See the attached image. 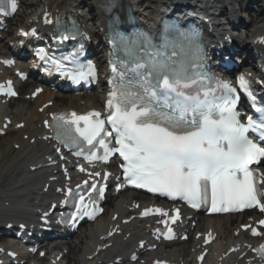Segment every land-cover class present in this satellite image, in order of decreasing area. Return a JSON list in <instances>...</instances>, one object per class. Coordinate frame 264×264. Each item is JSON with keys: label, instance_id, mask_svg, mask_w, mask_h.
<instances>
[{"label": "snow or ice", "instance_id": "snow-or-ice-1", "mask_svg": "<svg viewBox=\"0 0 264 264\" xmlns=\"http://www.w3.org/2000/svg\"><path fill=\"white\" fill-rule=\"evenodd\" d=\"M6 7L14 13L16 0H8L7 4L0 0V14H7ZM114 44L123 52V58L119 64H113L115 83L109 93L106 119L97 111L54 115L52 138L89 163L107 162L113 153H119L128 184L172 199L181 198L193 208L210 202L212 212L253 207L264 212V188L258 187L264 180L258 181L251 167L264 162V106L256 108L257 117L249 116L246 122L242 121L237 111L236 90L224 81L217 80L215 87L204 83L210 78L197 70L203 54L194 43L178 53L175 46L169 51L166 40L155 44L147 34L138 33L133 38L120 35L114 38ZM37 55L42 60L52 59L44 49ZM5 63L10 65L13 61ZM65 75L79 82L94 76L95 69L89 64L86 70L82 67ZM238 85L255 108L256 97L245 75L239 76ZM0 91H4L3 85ZM7 94L15 95L11 82ZM106 123L111 125V131L105 127ZM113 134L118 147L109 146L108 137ZM99 149L103 150L102 155L98 154ZM79 170L86 171L83 167ZM108 175L105 173L103 178L106 180ZM84 184L88 185V181ZM89 190L99 198L105 193V187L97 188L96 183ZM76 195L73 221L94 219L102 211L84 203V195ZM72 196L69 188L63 203ZM153 212L169 215L159 208L145 209L141 215ZM179 218L177 209L172 223ZM259 224L264 225V220ZM251 232L254 236L262 234L255 228ZM172 238V229L168 227L165 239ZM208 242L206 239L205 243ZM256 251L264 257V245Z\"/></svg>", "mask_w": 264, "mask_h": 264}, {"label": "bare ground", "instance_id": "bare-ground-1", "mask_svg": "<svg viewBox=\"0 0 264 264\" xmlns=\"http://www.w3.org/2000/svg\"><path fill=\"white\" fill-rule=\"evenodd\" d=\"M124 1H131V5L135 6L137 11H140L141 13H145L146 15H150L152 13L151 9H147V4H150V0H112L111 2H114L117 6H123ZM159 2L160 0H156ZM208 1V0H206ZM203 0V2H206ZM235 0H229L227 3L230 6L231 3L233 4ZM46 2L49 4L50 9L54 10H64L69 11L70 13L76 14L77 18L79 15L77 14V10L80 9V11H83V8L88 6V4L80 3V6L78 5L75 9L74 3L77 2V0H46ZM92 2V0H91ZM90 2V3H91ZM93 2L97 3L98 5L95 7L90 6L88 11L94 12V16H97L98 18H103V4H107L108 0H94ZM156 2V3H157ZM202 2V3H203ZM216 5H218L221 0H216ZM31 3L34 6L33 12H36L38 8H41L42 6L37 4V0H31ZM223 8H226V4L220 3ZM22 8V6H21ZM139 8V9H138ZM233 9V8H232ZM223 11V10H222ZM235 12V9H233ZM264 11V10H263ZM29 13H25V11L20 10L18 11L17 15L14 17L16 20L21 21L18 25L21 23H27L29 20L28 18ZM25 16V17H24ZM21 17L23 18L22 20ZM256 18V17H255ZM251 29L249 30L248 34H251L252 36L257 37L261 34H264V15L260 18V20L254 22L253 25H250ZM91 32L96 37H99V32L91 26ZM14 33V32H13ZM12 33V34H13ZM32 85H35L36 81L29 82ZM29 85V84H27ZM27 94H30L28 92ZM99 95L95 93H91L88 95V97H79V96H63L60 93H52L46 90L44 93H42L39 97H37L33 102L31 101H24L21 104L16 105L15 107V114L8 113L10 116L12 115V118H14V122H20L24 121L25 125L21 130L15 131L12 135H5L3 137L4 142L0 146V154H4V161L0 164V175L4 174V177L8 174V177L10 175L12 179V184L9 185V187L5 188L0 196V199L5 202L7 201V197H13L12 203L9 204L8 207H2L0 206V218H6L7 221H10L13 219V216H17V218H25L26 215H28L29 211L24 207V203L21 200H36L39 198L38 206L42 205V200L44 196H39L38 192L43 187V184L39 186L41 181L42 174L40 171H34V173H25L23 172L22 175H18V170H23L22 167L25 165V168L28 169L29 166L37 164L39 156H42L44 151L48 149V147L38 141H35L34 144L29 143V139L32 137H35L40 134V128H38L36 125L41 120L43 115L38 114L36 112V108L39 107L41 104H43L45 101L52 100V106L50 108H46L44 113H47L48 111H59L62 109H77L79 111H84L88 109L92 104L97 102V97ZM92 101L90 103L89 101ZM81 102L82 105H81ZM28 104H31L28 106ZM6 112V111H5ZM7 113V112H6ZM3 116L0 117V123H2ZM23 135L28 136V140L23 139ZM6 138V140H5ZM3 141V140H2ZM14 143L19 145L18 150L14 153L11 149V145ZM264 170V165H263ZM3 177V178H4ZM2 179V178H1ZM10 182V181H9ZM46 182V178L44 177L43 183ZM1 183V182H0ZM42 183V182H41ZM22 191L19 195L18 193ZM32 193L33 197L30 196V193ZM127 199L130 203L131 200L135 199L141 203V200L139 199L138 195H135L133 193H124L120 195V198H114L113 202L109 204V207H107L106 211L100 218H98L93 224L87 225V230L83 232V234L80 236V241H77V237L75 240H69L65 242H61L59 245H56L54 248V254L53 258L57 255L58 252L62 251L63 249H66L68 251V254L63 256V260L67 262V259H75L80 261V264L84 263V257L87 255H90L93 250L94 246L91 245V243L96 242L97 238L101 235L100 232L102 228H106L107 224L111 223L110 218L113 215V213L121 212V203L123 200ZM16 214V215H15ZM239 216H213L209 218H201L199 219L197 223V230L205 231L207 228H212L213 231L217 234L216 241L211 245V251L219 248L225 250L228 247V243L230 240H239L241 238H246L243 233H239L238 237L232 236L231 233V227L234 222H238ZM139 230L135 229L132 226H128L126 228V232L123 234L128 233L129 236L127 237H116L113 240V244L110 248H108L105 252L102 253V255L110 256V254H114L112 257L118 256L122 257V250L123 248L130 246L132 244V240L136 239H143L142 234V225H139ZM103 229V230H104ZM79 234V233H78ZM126 236V235H125ZM87 238V239H86ZM79 243L80 245L77 246L75 243ZM83 243V245H82ZM195 244L189 240V243L185 245L183 242L182 244H177L173 247H171L169 250V256H175L177 258L184 256V253L186 257L191 256L190 249L193 248ZM175 247H178L176 249H173ZM78 252L76 255V249H78ZM81 249V251H80ZM167 252L163 248H158L155 253L157 254H163ZM51 253V252H50ZM75 256V257H71ZM207 257H210L209 255ZM71 259V260H72ZM100 257H97L94 264H97V262L100 260Z\"/></svg>", "mask_w": 264, "mask_h": 264}, {"label": "rangeland", "instance_id": "rangeland-1", "mask_svg": "<svg viewBox=\"0 0 264 264\" xmlns=\"http://www.w3.org/2000/svg\"><path fill=\"white\" fill-rule=\"evenodd\" d=\"M154 1H156V0H151V2H154ZM229 0H222V2H225V3H227ZM259 2H260V7H258L257 8V12H262L263 10H264V6H262V2L264 1V0H258ZM250 6L252 7L253 5L252 4H250ZM257 12H252V15H251V17L254 15V16H256L257 15ZM263 14H264V11H263ZM262 17V16H261ZM261 17H258L257 18V16H256V18H257V21L259 20V18H261ZM21 19H22V17H21ZM14 20H16V18H14ZM17 21H19V20H17ZM21 21H19V23H20ZM31 105V104H30ZM15 111V110H14ZM9 135H12V134H9ZM3 140V142H4V139H2ZM1 139H0V146H1V144L3 143V142H1L2 141ZM5 140H6V138H5ZM14 152V151H13ZM15 153V152H14ZM4 154H0V164L4 161ZM19 171V174L18 175H22L21 174V171H23V170H18ZM4 175H5V173L4 174H1L0 175V185L2 184V180H3V177H4ZM7 176H8V174H7ZM2 178V179H1ZM6 178V177H5ZM6 179H9V183L10 184H12V179H11V177H10V175H9V177L8 178H6ZM5 182V181H4ZM6 183V182H5ZM85 230V228L83 229V231ZM85 232V231H84ZM81 234V233H80ZM83 234V233H82ZM78 238V237H77ZM79 238H80V236H79ZM76 238L74 237V239H72V240H75ZM87 239V238H86ZM78 240V239H77ZM82 240H80V242H81ZM80 242L78 243H75V244H77V246L78 245H80ZM82 245H83V243H82ZM78 250H79V248L77 249V252H78ZM80 251H81V249H80ZM71 257H75V256H72V255H70ZM72 259V258H71ZM71 259H69L70 261H69V264H72L74 261H75V259L73 260L72 259V261H71ZM75 263V262H74ZM73 263V264H74ZM79 263H80V261H79Z\"/></svg>", "mask_w": 264, "mask_h": 264}]
</instances>
